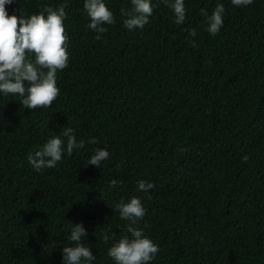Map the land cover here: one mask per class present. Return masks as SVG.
I'll list each match as a JSON object with an SVG mask.
<instances>
[{"label":"trees","instance_id":"trees-1","mask_svg":"<svg viewBox=\"0 0 264 264\" xmlns=\"http://www.w3.org/2000/svg\"><path fill=\"white\" fill-rule=\"evenodd\" d=\"M220 2L224 24L212 36L200 9L217 0H184L179 25L153 0L149 22L134 30L121 15L130 0H106L115 19L101 39L83 0L5 6L27 16L64 4L69 62L48 107L0 95V264H61L77 222L92 264H114L106 249L128 222L111 206L133 195L145 208L136 226L159 248L149 264H264V0ZM188 28L195 37L186 39ZM64 126L84 147L33 169L27 154ZM98 146L109 157L85 166ZM111 179L119 183L109 188ZM138 179L154 183L149 194Z\"/></svg>","mask_w":264,"mask_h":264},{"label":"clouds","instance_id":"clouds-1","mask_svg":"<svg viewBox=\"0 0 264 264\" xmlns=\"http://www.w3.org/2000/svg\"><path fill=\"white\" fill-rule=\"evenodd\" d=\"M237 7H246L252 0H230ZM12 0H0V95L12 94L19 97V102L31 110L37 107H48L59 94L56 74L69 62L68 37L65 32L67 13L64 4L55 8L45 5L38 12L27 16L9 14L6 5ZM163 3L174 14V22L183 24L186 8L184 0H163ZM156 5L153 0H130V7L121 9L123 27L128 30L143 28L148 22ZM83 9L88 18L87 28L95 33L96 39L106 31V25L114 23V14L106 0H83ZM206 31L215 36L224 24L225 6L217 0L209 12L201 8ZM187 37H195V28H188ZM189 43L195 47V40ZM86 141L78 138L72 126H64L58 135L49 136L34 152L27 154V161L33 169L55 167L57 162L74 149H82ZM89 144H96V137H89ZM109 157L107 147H96L88 156L87 165L100 167L101 162ZM247 154L241 156L246 161ZM119 183L117 179L108 181L109 188ZM154 187L151 180L138 179L137 190L149 194ZM118 212L121 220L127 221L125 234L114 239L106 249L107 255L114 264H149L159 251L158 245L144 234L137 221L144 216L145 208L140 197L121 198L111 206ZM82 222L72 223L67 240L70 244L61 247V264H92L96 259L93 250L82 242L87 234ZM104 239H109L105 234Z\"/></svg>","mask_w":264,"mask_h":264}]
</instances>
